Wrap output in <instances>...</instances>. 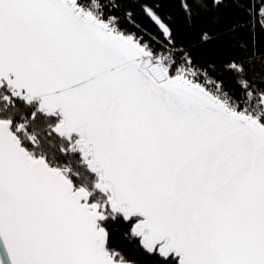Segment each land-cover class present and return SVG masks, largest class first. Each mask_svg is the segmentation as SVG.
Wrapping results in <instances>:
<instances>
[{
    "label": "snow or ice",
    "instance_id": "1",
    "mask_svg": "<svg viewBox=\"0 0 264 264\" xmlns=\"http://www.w3.org/2000/svg\"><path fill=\"white\" fill-rule=\"evenodd\" d=\"M261 34L264 0H0V264H264Z\"/></svg>",
    "mask_w": 264,
    "mask_h": 264
},
{
    "label": "trees",
    "instance_id": "2",
    "mask_svg": "<svg viewBox=\"0 0 264 264\" xmlns=\"http://www.w3.org/2000/svg\"><path fill=\"white\" fill-rule=\"evenodd\" d=\"M164 11L166 13H171V15L174 17L173 29L178 42L183 44H189L198 38L199 30L201 27L200 23L197 22L192 28H189L184 20L183 12L180 10L179 3L169 5L168 7L165 8ZM236 15L237 12L234 9L231 8L223 9L222 17L224 23L221 27L229 25ZM136 20L148 31L152 33H156L155 26L142 14H138ZM246 38L250 40V37H246ZM259 45H260L259 51L264 52V34H261L259 37ZM217 48H218L217 45H209L204 48L195 50L194 55L198 53L200 56L203 57L217 58L218 57ZM229 86H234V85H229ZM112 240L113 243L118 246L125 248L131 247L121 237L119 232L113 233ZM134 258L139 260L140 264H154V258L147 256L143 252L138 253Z\"/></svg>",
    "mask_w": 264,
    "mask_h": 264
}]
</instances>
